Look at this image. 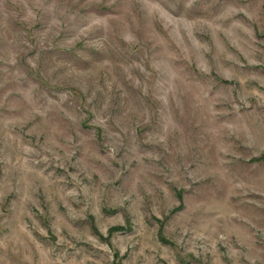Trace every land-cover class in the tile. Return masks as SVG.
<instances>
[{"label": "rangeland", "instance_id": "1", "mask_svg": "<svg viewBox=\"0 0 264 264\" xmlns=\"http://www.w3.org/2000/svg\"><path fill=\"white\" fill-rule=\"evenodd\" d=\"M0 264H264V0H0Z\"/></svg>", "mask_w": 264, "mask_h": 264}]
</instances>
